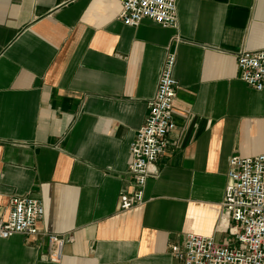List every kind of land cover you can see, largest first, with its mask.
<instances>
[{
  "label": "crops",
  "instance_id": "1",
  "mask_svg": "<svg viewBox=\"0 0 264 264\" xmlns=\"http://www.w3.org/2000/svg\"><path fill=\"white\" fill-rule=\"evenodd\" d=\"M118 0H0V214L12 195L43 202L40 232L0 238V264H182L188 232L227 240L228 158L264 152V89L236 52L264 48V0H176L175 26L118 17ZM176 56L174 128L144 202L129 146L166 52ZM47 233L73 237L59 262Z\"/></svg>",
  "mask_w": 264,
  "mask_h": 264
},
{
  "label": "built area",
  "instance_id": "2",
  "mask_svg": "<svg viewBox=\"0 0 264 264\" xmlns=\"http://www.w3.org/2000/svg\"><path fill=\"white\" fill-rule=\"evenodd\" d=\"M118 17L126 25L136 26L149 18L163 26H175L176 0H118ZM176 56L166 52L158 74L156 89L148 102V113L137 128L129 146L127 174L131 190L122 189L118 209L128 210L144 202L143 187L151 166L163 154L168 132L174 128L173 101L178 83L173 76ZM239 77L247 85L264 89V48L240 49L236 52ZM0 214V238L15 233L33 235L40 232L44 214L41 199L12 195ZM227 221L229 239L188 232L180 243L171 246V254L182 264H264V152L253 156L228 158L227 182L221 202ZM47 258L59 262L71 235L47 233Z\"/></svg>",
  "mask_w": 264,
  "mask_h": 264
}]
</instances>
